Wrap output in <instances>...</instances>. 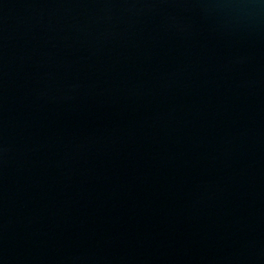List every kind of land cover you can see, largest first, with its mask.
Returning a JSON list of instances; mask_svg holds the SVG:
<instances>
[{"label": "water", "instance_id": "95a60500", "mask_svg": "<svg viewBox=\"0 0 264 264\" xmlns=\"http://www.w3.org/2000/svg\"><path fill=\"white\" fill-rule=\"evenodd\" d=\"M0 264H264V0H0Z\"/></svg>", "mask_w": 264, "mask_h": 264}]
</instances>
